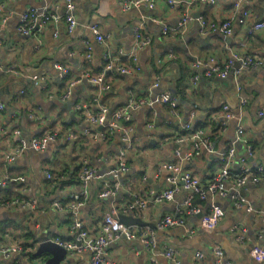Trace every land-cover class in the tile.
<instances>
[{
	"label": "crops",
	"instance_id": "1",
	"mask_svg": "<svg viewBox=\"0 0 264 264\" xmlns=\"http://www.w3.org/2000/svg\"><path fill=\"white\" fill-rule=\"evenodd\" d=\"M73 1L77 20L73 30L69 31L64 22L50 20L36 32L23 34L18 26L25 11L36 8L39 12L65 15L66 0H0V103L4 105L0 126L8 130L7 134L0 135V178L7 175L13 179L6 190L15 182L22 185L19 188L21 197H7L8 200H19L20 206L0 208V244H19L22 252L9 259L0 258V264H47L49 254L34 256L39 242L47 238L71 239V214L52 208L50 200L62 191L70 194L84 188L78 177L84 161L97 170L98 176L87 184L89 195L78 215L93 234L99 232L105 214H125L122 209L135 195L149 194V187L142 183L145 172L150 175L153 189L169 187L166 180L169 173L154 177L147 163L151 159L174 160V138L186 132L180 130L177 119H174V125H167L171 115L163 105L159 107L153 128L148 127L154 119L149 107L132 113L138 145L128 153L129 169L116 179L109 171L116 166L119 152L124 147L121 135L114 134L103 142L86 135L83 131L85 110L78 109V104L95 112L98 102L111 109L122 106L129 91L142 98L164 93L178 96L182 122L194 112V127L202 128L215 143L214 152L204 150L199 156L183 162L184 169L205 183L219 170L220 154L237 135V119L227 120L220 115L217 120L210 121L212 114L224 113L223 108L227 105L231 112L242 117L246 140L256 144L254 155L248 157V166L255 169L258 164H264V119L258 114L264 109V68L241 67L239 59L245 54L264 57V29L249 35L247 26L237 22L245 9L250 10L252 20L264 19V0H243L239 7L238 0H217L215 3L176 0L174 4L169 0H155L153 7L144 4L130 9H126L121 0ZM186 14H191L193 19L182 30L163 33L164 26L174 27ZM6 16L9 18L4 22ZM199 16L217 23L232 19L233 29L227 35L220 32L204 34ZM95 24L106 37L105 42L96 39L92 29ZM137 31L149 36L151 42L138 49L134 62L129 59L128 52L136 43ZM106 54L117 65L137 63L141 70L134 75L106 70ZM197 60L204 65L196 68ZM211 60L221 66L233 60L226 77L205 75L206 65ZM60 66L68 69L63 77ZM100 74H104L105 81L110 84L105 90L90 80L91 76ZM195 75H199L196 82ZM79 79L81 82L72 88L71 96L63 99L70 83ZM155 80L159 86L152 88ZM243 99L245 104H242ZM224 122L225 126L222 125ZM16 130L21 136L15 133ZM55 130L60 131L59 138L49 143L45 150L28 149L14 163L7 162V155L12 153L20 138ZM70 135H75L76 139ZM191 146L192 141L187 140L182 144V150L188 151ZM243 155H246V144L239 142L237 160ZM47 170L57 180L56 187L46 176ZM13 173L20 176L13 177ZM21 176L24 181H15ZM118 180L129 181L125 190L108 198L99 197L105 181L113 184ZM241 191L252 204V211L246 206L235 208L230 200L219 197L194 202L203 211L202 215L211 212L212 203L220 205L226 215L212 231L201 227L202 216L197 214L187 215L182 226L157 230L154 252L147 250L140 240L122 236L106 248L105 259L116 264H176L160 254L168 246L178 250L179 264H215L213 250L220 247L225 257L236 264H264L251 256L253 247L264 246V173L258 184H247ZM191 193L180 184L173 201L149 204L126 215L156 224L163 216L183 207ZM23 202L30 205L23 207ZM236 224L247 229L245 244L239 243L236 233L231 230ZM29 243L31 247L26 246ZM196 252L203 256L197 258ZM61 264H89V254L67 251Z\"/></svg>",
	"mask_w": 264,
	"mask_h": 264
},
{
	"label": "built area",
	"instance_id": "2",
	"mask_svg": "<svg viewBox=\"0 0 264 264\" xmlns=\"http://www.w3.org/2000/svg\"><path fill=\"white\" fill-rule=\"evenodd\" d=\"M206 3H215L217 0H202ZM243 0H238L237 6L241 5ZM155 0H121V3L126 9L140 7L144 4L153 7ZM171 4L176 3V0H169ZM67 12L65 15L59 13H53L48 11H40L36 8L25 11L19 21L18 30L23 34H30L36 32L37 29L42 28V26L54 20L55 22H64L66 28L71 31L77 24V20L74 15V1L66 0ZM2 7L0 6V10ZM9 16L3 18V21H7ZM193 19L191 14H186L178 24L174 27H163V33H178L182 30L188 22ZM251 12L248 9L242 10L237 22L241 25L247 26V31L249 35H253L257 30L264 29V19L252 20ZM41 20V21H40ZM249 21V22H248ZM201 31L204 34L210 32H220L222 34H230L234 20L226 19L221 23L213 22L207 20L201 16L198 18ZM96 39L98 42H105L106 37L101 33L100 28L97 24L92 27ZM136 43L134 47L128 52L129 59L134 62L137 61V51L139 48L148 45L151 42L149 36L143 35L140 32L135 33ZM121 55L124 52H119ZM236 58V57H235ZM109 56L105 55L104 61L107 62L106 70H118L120 73L127 75H134L141 70V67L135 63L132 65L126 63L124 65H117L116 62ZM241 67L246 68H264V57H256L252 54H245L244 56H239ZM204 63L201 60H197L194 63L196 68L202 67ZM233 65V60H230L224 66L215 64L214 60H211L209 64L206 65L207 70L205 75L207 77L218 75L222 78L226 77L229 73L231 66ZM61 77L66 75L68 69L64 66H60ZM199 75L194 76V81L196 82ZM37 81V79H35ZM90 80L98 84L103 90L110 87V84L105 81L104 74L97 76H91ZM81 82V80H73L68 90L62 95L63 99H67L72 94V88ZM159 86L158 80H155L152 84V88ZM245 100H242V104H245ZM98 110L91 112L87 109L86 105H77L78 109L85 110L86 127L83 129L86 135L100 141H107L112 137V135H121V140L123 142V149L119 152L118 162L116 166L110 169L109 174L114 178L118 179L122 172H126L129 169L128 164V153L134 151L138 145V137L135 134V126L132 123V113L140 108L147 106L150 109L151 116L154 118L148 123L149 128L156 126V117L159 114L160 106L170 107L169 114L171 119L166 121L167 125H174V119L179 120L180 130L185 134H180L174 138L175 149L173 151L174 160H153L147 163L148 170L153 171L154 177H160L163 173H169L166 176L167 183L169 187L159 190L152 188L153 183L150 182V175L144 173L142 176V183L149 187V194L147 196L140 195L134 196V199L130 201L122 212L125 214H130L134 212L135 209L142 210L146 208L149 204H160L164 202L173 201L176 192L179 191V185L182 184L186 190H189L191 195L186 198L183 207L177 208L174 213L167 214L160 218L155 224V228L150 226H138L135 224H126L119 220L118 213H108L106 217L103 218L101 223V228L98 233L93 234L87 228L85 222L79 217V209L85 204L87 197L89 195L87 184L90 180L98 176L97 170L88 165L87 161L78 172L79 180L84 186L79 191H73L70 194H63V191L58 194L57 197H53L50 200V205L57 211L63 212L67 211L71 214V223L69 228L70 238L69 240H61L59 238H47L46 240H54L61 246L67 249L68 252L72 253H88L89 254V264H116L114 262H108L105 259L106 248L112 244L115 240L125 236L129 240H140L145 248L151 252H154L157 246L156 232L157 230H163L170 226H182L185 224V217L190 214H201L203 211L199 206L194 203L195 196L201 201H205L208 198L219 197L230 200L235 208H242L246 206L247 210L252 211L253 206L249 204L247 199L241 194V190L247 184H258L261 181L262 175L264 173V164L260 163L255 169L248 166V157H252L253 147L244 137L245 127L242 122V117L237 116L229 110V106L225 105L223 110L224 113H214L210 116V121L213 122L217 120L220 115H223L225 119L232 120L237 119V135L235 140H233L228 148L223 151L219 156L220 165L219 170L216 174L208 181L202 182L200 177L194 175L191 171L183 168V162L185 160L193 159L199 156L202 151L206 150L208 152L215 151V143L210 135H206L202 128H195L193 124L194 112L190 114L187 121L182 122L180 111L178 109V96L161 94L154 96L152 98H142L138 97L132 91H129L125 103L115 109L109 108L105 103L98 102ZM4 105L0 103V112L3 111ZM258 114L264 119V109H260ZM31 116H35L32 114ZM226 125V122L222 124ZM60 131H49L42 135H35L31 138H20L19 143L15 146L11 154L7 155V162L14 163L20 155H22L26 150L33 149L36 151L45 150L49 143L54 142L59 138ZM8 130L0 126V135L7 134ZM15 133L21 136V132L16 130ZM72 138L76 139V136L70 135ZM187 140L192 141V146L190 150L183 151L182 144ZM243 142L246 144V155L241 156L237 160V143ZM233 169L237 170L238 173H233ZM46 176L51 181L53 186L55 185V177L53 173L49 170L46 171ZM12 178L4 175L0 178V208L10 207L20 204L17 199L5 200L4 194L7 187L12 182ZM23 176L18 177L15 181H24ZM129 181L118 180L113 184L105 181L103 188L99 193L100 198H108L114 196L115 193L122 192L128 186ZM23 207H28L29 202H23ZM211 212L202 215L201 217V227L204 230L212 231L218 226L220 221L225 217V210L218 204H211ZM232 232L236 233V239L239 243L245 244L247 229L244 226L236 224L232 227ZM22 252V246L19 244H0V258L9 259L15 253ZM215 255V264H236L235 262L227 259L224 255V251L220 247H216L213 250ZM160 254H164L168 259L173 260L176 264H179L176 258L178 250L173 247L166 246ZM195 256L201 258L203 255L201 252H196ZM251 256L254 260L258 262H264V246H255L251 250Z\"/></svg>",
	"mask_w": 264,
	"mask_h": 264
},
{
	"label": "water",
	"instance_id": "3",
	"mask_svg": "<svg viewBox=\"0 0 264 264\" xmlns=\"http://www.w3.org/2000/svg\"><path fill=\"white\" fill-rule=\"evenodd\" d=\"M239 142L237 143L238 147ZM150 182L152 180L150 179ZM158 189V187H156ZM242 193V191H241ZM199 216H202V214H198ZM119 220L126 224H138L140 226H150L152 228H155V224L148 223L142 220L141 218L134 217L133 215H126V214H120L118 216ZM47 253L50 255V257L47 259V264H61L62 261L67 256V249L55 242L54 240H43L39 242L38 247L36 249V252L34 253V256H39L41 254Z\"/></svg>",
	"mask_w": 264,
	"mask_h": 264
},
{
	"label": "trees",
	"instance_id": "4",
	"mask_svg": "<svg viewBox=\"0 0 264 264\" xmlns=\"http://www.w3.org/2000/svg\"><path fill=\"white\" fill-rule=\"evenodd\" d=\"M164 108L167 109V111L169 112L170 107H168V106H164ZM82 114H83V113H82ZM150 114H151V113H150ZM83 115H84V114H83ZM81 118H84V117L81 116ZM250 143H251V145H252V147H253V153H254V151L256 150V144H255V143L253 144L252 142H250ZM257 148H258V147H257ZM255 168H256V167H255ZM233 173H238V171L235 170V169H233ZM261 175H262V174H261ZM12 176H13V177H17V176H20V174H19V173H13ZM55 185L57 186V180H55ZM21 186H22V185H20V182H15L14 184H12L11 187H10L8 190L5 191V194H4V198H5V200H8L7 197H9V198H12V197H21V196H20V193H19V188H20ZM56 186H55V187H56ZM194 202L197 204V203L202 202V201H200V199L198 198V196H195V198H194ZM26 246L31 247V243L27 244ZM33 248H34V245H33ZM31 255L33 256V252H32Z\"/></svg>",
	"mask_w": 264,
	"mask_h": 264
},
{
	"label": "rangeland",
	"instance_id": "5",
	"mask_svg": "<svg viewBox=\"0 0 264 264\" xmlns=\"http://www.w3.org/2000/svg\"><path fill=\"white\" fill-rule=\"evenodd\" d=\"M103 142V141H102ZM107 214L104 215V217H106Z\"/></svg>",
	"mask_w": 264,
	"mask_h": 264
}]
</instances>
